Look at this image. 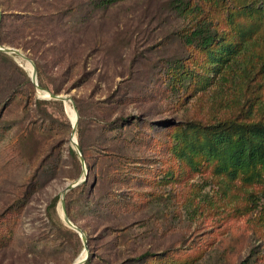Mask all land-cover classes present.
Returning <instances> with one entry per match:
<instances>
[{
    "label": "rangeland",
    "instance_id": "1",
    "mask_svg": "<svg viewBox=\"0 0 264 264\" xmlns=\"http://www.w3.org/2000/svg\"><path fill=\"white\" fill-rule=\"evenodd\" d=\"M103 1L0 0L1 46L22 50L43 88L71 97L83 113L79 125L77 108L76 137L99 187L88 196L73 188L65 206L72 200L85 234L106 230L93 242L112 264L146 250L157 255L151 263L169 264L170 249L199 253L188 264H264V185L220 183L216 162L196 169L182 148H173L192 138L206 148L195 122L263 116L264 48L247 42L233 55L223 44L233 28L216 20L212 28L224 36L211 48L188 45L184 36L198 15L178 8L180 0ZM6 54H0V264H73L85 246L63 218L61 194L86 171L79 153L70 152L74 105L41 95L27 61ZM92 179L93 172L89 185ZM95 201L104 205L102 218L83 212ZM113 201L140 204L112 211L105 205Z\"/></svg>",
    "mask_w": 264,
    "mask_h": 264
},
{
    "label": "trees",
    "instance_id": "2",
    "mask_svg": "<svg viewBox=\"0 0 264 264\" xmlns=\"http://www.w3.org/2000/svg\"><path fill=\"white\" fill-rule=\"evenodd\" d=\"M119 1L121 0H104L103 2L106 5H110ZM177 6L183 11H189L198 15L195 29L184 36L186 43L190 46L208 49L213 46L216 40L223 37L222 33L212 28L214 20H216L218 23L230 24L233 28L230 33V40L225 38L223 41L225 46L232 47L233 55L242 52L247 42L255 43L259 41V44L264 48V0H180ZM5 24L6 15L3 13L0 22V45L5 44V41L1 37V30L5 28ZM237 38H239L238 41H235ZM0 54L8 56L2 51H0ZM33 58H35V55H33ZM259 58L261 60L260 71H264V49L260 52ZM39 84L41 87L47 88L41 79L39 80ZM52 101L63 102L61 100ZM77 108L80 112V125L83 113L80 105L77 104ZM200 128L204 129L205 140L207 142L206 148L200 145L197 139L194 138L186 140L185 143L187 145L184 148L180 145V142H184L183 140L173 145L175 151H179L182 148L183 153L188 155L192 167L199 169L198 165L202 162L204 164L202 167L207 168L209 162L214 161L216 164L213 171L218 176H222V181L219 179L220 183H224L225 185L236 183L237 185L240 184L241 187L264 185V112L263 116L257 120L235 117L207 125L201 122L192 124L193 130L196 131ZM80 147L84 152L82 141H80ZM70 152L75 157L77 156V152L73 147L70 148ZM92 172L93 179L89 185L90 173ZM177 174L176 171H172L171 178L175 179ZM78 187H81L82 194H86V196L95 194V191L98 189L99 180L90 166L87 180ZM262 189L264 192V188ZM72 191L74 192V190ZM253 191L250 192L251 196H255V192ZM59 199V196L55 197L52 203L53 207H56ZM139 204L137 201H124L122 204L113 201L105 206L112 211L128 212L137 208ZM103 206L99 201H95L94 204L84 203L83 212L89 216L102 218ZM246 207L248 208V206ZM66 210L70 219L79 225L76 222V214L73 213L72 200L70 199L66 202ZM60 223L63 225L61 219ZM79 227L86 232L83 226ZM69 231L76 233L71 229ZM105 231V229L97 231L94 237L86 233L89 258L84 264H93L96 259L100 260L102 258L105 260V264H112L110 257L106 258L103 256L101 243L93 242V239L96 238L102 240L106 234ZM189 252L190 249L183 251L170 249L165 251V253L171 254L170 261L167 262L169 264H177L180 262V258L181 260H185L184 264L193 262V260L196 261L199 253H194L191 257H188ZM156 257V254L146 250L141 253L127 255L124 263L121 264H154L151 262Z\"/></svg>",
    "mask_w": 264,
    "mask_h": 264
},
{
    "label": "water",
    "instance_id": "3",
    "mask_svg": "<svg viewBox=\"0 0 264 264\" xmlns=\"http://www.w3.org/2000/svg\"><path fill=\"white\" fill-rule=\"evenodd\" d=\"M2 11L0 8V22H1V18H2ZM0 51H3L5 53L8 54H16L19 53L21 55H23L32 65V71H31V78L33 80V82L35 83V85L37 86V88L41 91H48L45 90L43 87L40 86L39 81H38V74H37V68H36V64L35 62L30 59V57L28 55H26L22 50L18 49V48H14V47H10V46H1L0 45ZM48 95H46L45 97L47 98H53L56 100H61L64 101V103L66 104L68 101L73 102L74 105V109H75V121H72L73 124V132H72V137H71V142L73 144V148L79 153L80 155V159L82 161L83 167L86 169L85 171V176L84 178H80L78 180L73 181L72 183L68 184L66 186V188L63 190L62 194H61V203H62V208H63V218L65 220V222L72 228L74 229L76 232H78L80 234V236L82 237L84 246H85V251H86V256L80 260L77 259L73 264H84L87 259L89 258V249H88V240H87V236L84 233V231L78 226L76 225L68 216L67 211H66V206H65V198H66V194L68 191L72 190L73 188L79 186L80 184H82L83 182H85L87 180V175H88V170L86 168V161L85 158L83 156L81 147L79 145L78 139L76 137V128L78 125V120H79V112L74 104V101L71 97L67 96V95H62V94H58V93H53L48 91Z\"/></svg>",
    "mask_w": 264,
    "mask_h": 264
},
{
    "label": "bare ground",
    "instance_id": "4",
    "mask_svg": "<svg viewBox=\"0 0 264 264\" xmlns=\"http://www.w3.org/2000/svg\"><path fill=\"white\" fill-rule=\"evenodd\" d=\"M16 55H17V57H20V58H22V59H25L26 61H27V63H26V66H30V68H31V70H32V65H31V63L23 56V55H21V54H19V53H16ZM20 61H22V60H20ZM45 92H47V91H41L40 93H41V95H43ZM48 93V92H47ZM49 94V93H48ZM43 96H46V95H43ZM70 106V101H68L67 103H66V107H69ZM72 113H74L75 114V109H74V106H72ZM74 117L76 118V115H74ZM72 121H75V119L73 120L72 119ZM86 256V251H84L80 256H79V258L78 259H80V260H82L84 257Z\"/></svg>",
    "mask_w": 264,
    "mask_h": 264
}]
</instances>
